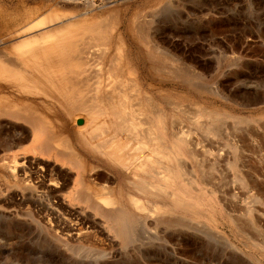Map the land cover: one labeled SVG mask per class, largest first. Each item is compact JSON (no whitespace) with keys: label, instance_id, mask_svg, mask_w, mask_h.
Returning a JSON list of instances; mask_svg holds the SVG:
<instances>
[{"label":"rangeland","instance_id":"374dc122","mask_svg":"<svg viewBox=\"0 0 264 264\" xmlns=\"http://www.w3.org/2000/svg\"><path fill=\"white\" fill-rule=\"evenodd\" d=\"M54 14L120 21L116 33L126 40L134 70L145 88L154 82L162 94L169 130L187 138L175 146L190 175L177 176L155 207L141 198L150 212L130 209L118 224L107 223L71 202L76 173L70 167L33 154L29 143L2 148L0 264H264V0H0V39L14 25ZM140 34L157 51L155 80L142 64L147 47L136 41ZM161 56L170 61L158 62ZM170 68L190 80L169 77ZM200 106L227 116L209 118ZM1 122L0 141L11 134L4 125H13ZM13 156L16 174L7 168ZM135 162H126L133 167L128 174L137 172ZM95 170L127 190L124 177L111 178L101 165ZM158 177L146 178L164 185ZM52 182L67 184L62 195L43 186Z\"/></svg>","mask_w":264,"mask_h":264},{"label":"bare ground","instance_id":"6f19581e","mask_svg":"<svg viewBox=\"0 0 264 264\" xmlns=\"http://www.w3.org/2000/svg\"><path fill=\"white\" fill-rule=\"evenodd\" d=\"M100 18L96 20L98 23H88L85 18L54 14L36 22L26 20L12 25L6 35L3 27L1 31L7 40L0 39V121L6 119L13 125H4L11 134L0 141V149H21L29 143L33 154L67 165L76 173L73 192H69L71 202L95 212L107 223L110 220L118 224L130 209L150 212L141 198L145 197L155 207L158 195L168 193L177 176L190 175L176 152L177 143L186 145L187 138L169 130L159 101L162 94L156 92L154 82L145 88L134 70L126 53V40L120 36L121 32L116 33L120 21L117 24L113 19L109 22ZM147 40L143 34L136 39L147 47L142 64L147 76L155 80L157 51L148 46ZM159 61L167 64L170 59L161 56ZM174 69L168 70L169 77L190 80L189 75ZM170 97L165 94L161 98L166 102ZM202 110L209 118L223 113ZM90 159L94 162L91 166L87 163ZM133 159L137 172L128 174L133 167L130 164L128 170L126 162ZM12 160L14 166L7 168L14 173L20 163L17 156ZM100 165L112 174L111 178L124 177L129 184L127 190L121 187L122 183L118 188L110 185L105 171L95 170ZM161 175L164 185L155 186L147 180L156 181ZM96 180L107 184L99 187ZM53 183L43 186L55 195H62L67 184L62 189ZM76 227L74 230L79 231ZM210 236L208 240L213 238Z\"/></svg>","mask_w":264,"mask_h":264}]
</instances>
